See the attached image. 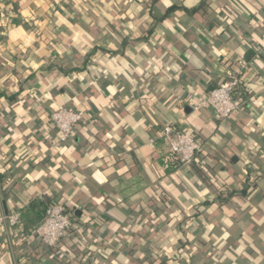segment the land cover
Listing matches in <instances>:
<instances>
[{
	"label": "crops",
	"instance_id": "0c3cea01",
	"mask_svg": "<svg viewBox=\"0 0 264 264\" xmlns=\"http://www.w3.org/2000/svg\"><path fill=\"white\" fill-rule=\"evenodd\" d=\"M10 1L22 25L0 24V91L16 96L0 101V203L62 201L79 219L55 248L1 227L0 264H264V0ZM241 58L231 121L193 111ZM60 106L83 116L66 142ZM165 125L203 141L198 173L165 172Z\"/></svg>",
	"mask_w": 264,
	"mask_h": 264
},
{
	"label": "built area",
	"instance_id": "2783aa9c",
	"mask_svg": "<svg viewBox=\"0 0 264 264\" xmlns=\"http://www.w3.org/2000/svg\"><path fill=\"white\" fill-rule=\"evenodd\" d=\"M248 66L245 59L241 58L236 73L230 76L227 81L218 88L190 101L193 111L209 109L220 120L228 119L237 113L240 105L235 99V92L240 86L242 75ZM51 121L61 135L60 141L66 142L76 127L82 123L83 116L77 111L60 106L52 113ZM160 140L163 142L166 152L179 159L181 166L196 163L198 154L202 151L201 145L193 135L179 131L172 125L163 126ZM19 224V215L6 213L0 203V228L4 226L14 228ZM70 226L71 222L66 209L60 204L53 203L48 206L45 219L36 229L35 234L47 247L55 248L67 237Z\"/></svg>",
	"mask_w": 264,
	"mask_h": 264
},
{
	"label": "trees",
	"instance_id": "16d2710c",
	"mask_svg": "<svg viewBox=\"0 0 264 264\" xmlns=\"http://www.w3.org/2000/svg\"><path fill=\"white\" fill-rule=\"evenodd\" d=\"M205 3H206V1L202 2L197 8L193 9L190 13L192 15L196 14L199 10H201V8L205 5ZM0 4L2 5L0 7V24H6L8 27L22 25L21 24L22 20L20 19L18 4H14L10 0H0ZM2 11H6L7 14L9 15V18H7L5 16V13ZM235 13L232 10V14H235ZM168 14H169V12H168ZM166 18H167V14L164 16L163 20H165ZM2 63H3L1 65L2 69H0V72L10 68V65H8L7 61H4ZM16 73L17 72H15L13 70V76H16L17 75ZM2 100L14 102L16 100V96L15 95L7 96L5 91L4 92L0 91V101H2ZM231 119H232V117L226 119L225 121H231ZM216 120L220 121V119H218V118H216ZM176 129L179 131H184L183 129H180L179 127ZM184 132H186V131H184ZM196 140L202 147L203 141L200 139H196ZM159 143H160V145L163 146V150L165 152V154L160 159L161 165L163 166V168L165 169V172L167 174L172 175L182 167L180 164V161L175 156H173L171 153L166 152V149H165L162 141H160ZM198 155H199L198 156L199 159L202 160L203 157L201 156V152ZM185 169L188 171H195L196 173H198L199 170L201 169V167L196 165V163H194V164L185 166ZM213 185L216 186V184H213ZM249 190H250L249 188L245 187L240 192L234 191V192L230 193V196L233 197V196H235V194H241V195L246 196V195H248ZM56 203L62 205L66 209V213H67L68 217L70 218V222L72 223V225H73V223H75V221H77V219H79V218H77L76 214L74 216L72 215V213L69 210L67 203L62 202V201H57ZM50 204H53V203H45L44 201H40L37 199L31 201V203L28 207L22 209L18 213V215L20 217V224L14 228H11L12 234L16 237H19L20 235H23L24 233H26L27 230L28 231L31 230V233L36 231V229L43 223L45 216H46L47 208ZM9 214L11 215L10 212H9ZM23 223H24V225H23ZM36 240L38 241V239H36ZM52 256H53V258H59L60 259V257H58L59 256L58 253H54ZM156 256H157V254H156ZM158 257L162 258L161 264H167L169 262V259L167 258V256H165L162 252H158ZM151 258H153V257L150 256V258L147 260L150 261ZM143 264H147V261L143 262Z\"/></svg>",
	"mask_w": 264,
	"mask_h": 264
}]
</instances>
